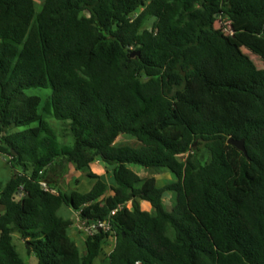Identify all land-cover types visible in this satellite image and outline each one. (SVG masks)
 Wrapping results in <instances>:
<instances>
[{
  "label": "trees",
  "instance_id": "obj_1",
  "mask_svg": "<svg viewBox=\"0 0 264 264\" xmlns=\"http://www.w3.org/2000/svg\"><path fill=\"white\" fill-rule=\"evenodd\" d=\"M239 45L264 65V0H0V154L15 171L0 180V264H24L14 232L36 264H93L110 236L107 264H264V67ZM47 87L41 114L24 91ZM95 158L113 185L90 172ZM58 162L90 190L44 189ZM63 206L92 229L82 251Z\"/></svg>",
  "mask_w": 264,
  "mask_h": 264
},
{
  "label": "rangeland",
  "instance_id": "obj_2",
  "mask_svg": "<svg viewBox=\"0 0 264 264\" xmlns=\"http://www.w3.org/2000/svg\"><path fill=\"white\" fill-rule=\"evenodd\" d=\"M40 6V0H35V8L38 10ZM151 21L144 25L145 27H149L151 25ZM216 28H221L226 34H231L234 30V26H231L228 22H224L223 20H217L215 22ZM240 52L245 55L248 59H250L256 68L261 69L264 67L261 60L255 56L254 54L250 53L249 51L245 50L242 46H238ZM27 95H34L38 96L41 100L39 113L43 114L41 108L45 102V99L50 96L51 89L50 88H31L24 91ZM45 120L48 124L55 130L57 135L59 136V141L61 144H69L72 142L71 136L68 135V132L65 130V124L61 121H57L56 119L45 116ZM116 143L119 144H130L132 146L137 145L136 141L129 136L120 135L115 140ZM199 157L203 160L208 158L207 151L200 147V151L198 152ZM128 167L137 175L141 177H154L156 180V185L158 187L164 185L165 183L174 181L175 178L173 174H171L168 170L164 169H144L138 165H128ZM111 167L108 166L106 163L100 160V158H95V160L90 164V172L98 175L99 179L103 182L107 183L108 185H113L111 179ZM12 171L14 170L10 167V164L7 161V157L0 154V180L6 181ZM46 180L45 186H55L65 192L70 191H78L80 193H85L90 190L94 181L87 178L85 173L82 171H75L71 165L60 164L58 162L50 169L46 171ZM108 194H112L111 191ZM164 208L167 211H170L172 206L174 205V198L172 193H165L162 198ZM139 207L141 210L144 211H151V207L147 202L138 201ZM128 208H131L130 203L127 204ZM1 212V211H0ZM58 214L64 218H69L72 221V225L68 230L69 236L75 242L76 246L79 248L80 251L83 249L84 239L87 235L92 233V229L86 227L84 223L81 221L78 213L71 211L66 207H61L58 211ZM12 243L15 247L16 252L19 254L20 258L23 260L24 264H36V257L31 254L28 255L25 248V241L22 240L18 233H12ZM114 246V237L110 236L106 239L103 243V248L101 255L99 258L93 261V264H107V255L112 250Z\"/></svg>",
  "mask_w": 264,
  "mask_h": 264
},
{
  "label": "water",
  "instance_id": "obj_3",
  "mask_svg": "<svg viewBox=\"0 0 264 264\" xmlns=\"http://www.w3.org/2000/svg\"><path fill=\"white\" fill-rule=\"evenodd\" d=\"M138 52H131L130 53V57H134L135 55H138ZM227 143L234 146L238 151L242 152L244 154V156H247L245 147H244V139H233L231 137H229L227 139ZM15 172V171H14Z\"/></svg>",
  "mask_w": 264,
  "mask_h": 264
},
{
  "label": "built area",
  "instance_id": "obj_4",
  "mask_svg": "<svg viewBox=\"0 0 264 264\" xmlns=\"http://www.w3.org/2000/svg\"><path fill=\"white\" fill-rule=\"evenodd\" d=\"M40 184H41V186H42L44 189H46V186H45V183H44V182H41ZM99 227H100V226H99Z\"/></svg>",
  "mask_w": 264,
  "mask_h": 264
},
{
  "label": "crops",
  "instance_id": "obj_5",
  "mask_svg": "<svg viewBox=\"0 0 264 264\" xmlns=\"http://www.w3.org/2000/svg\"><path fill=\"white\" fill-rule=\"evenodd\" d=\"M37 262V261H36Z\"/></svg>",
  "mask_w": 264,
  "mask_h": 264
}]
</instances>
